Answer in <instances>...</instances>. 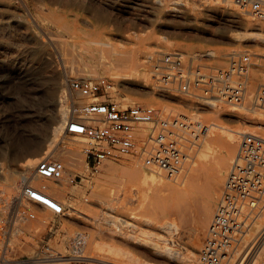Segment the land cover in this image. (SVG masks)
Returning <instances> with one entry per match:
<instances>
[{
  "label": "rangeland",
  "instance_id": "obj_1",
  "mask_svg": "<svg viewBox=\"0 0 264 264\" xmlns=\"http://www.w3.org/2000/svg\"><path fill=\"white\" fill-rule=\"evenodd\" d=\"M4 1L7 4L10 3L12 8L9 12H0L1 170L8 169L13 159L10 148L13 142L22 136L26 137L31 141V150L43 156V152L52 143L56 121L60 124L64 118L68 119L73 115L76 118H83L84 114L75 112L76 106L81 104L87 106L91 102H100L108 97H113L123 108L137 104L147 105L171 114H186L194 118L196 123L204 124L207 135L199 148L187 151L191 158L187 160L186 165L201 157L203 144L211 135L212 120L208 118L210 111L207 108L193 103L195 100L193 99L192 102V98L187 95L175 96L159 91L153 79L151 89L139 87L125 90L110 79L105 67L96 68V63L75 57L71 51H63L62 56L56 52L53 45L48 43V37L53 38V42L58 45L65 40L75 43L78 40L87 39L93 28L85 25L84 19L101 23L102 15L116 17L127 34L150 36L154 39V43L157 42L162 46V50L156 51L153 57L160 53L180 52L185 55L186 60L192 58L196 65L224 68L228 66L234 54L242 55L244 61L249 64L250 79L246 101L244 106L239 107L241 111L247 110L249 115L253 116V101L259 91L264 93V83L255 79L257 73L264 74V45L259 41L231 39L230 34L236 36L237 33L242 32L240 28L242 21L240 22V19L229 21V23L225 21L224 17L232 16V14L228 10L229 6L219 8L218 0H183L195 13L187 18L163 14L162 11L167 9L165 7L176 1L163 0L164 7L158 6V8L162 15L161 19L168 24L164 27L158 26L157 16L149 12V6H155L152 0L150 2L136 1L135 5L133 4V14L128 13L127 0H119L120 7L123 9L121 14H115L102 3L89 0H0L1 3ZM209 8H213L211 11L216 13H212ZM247 19L244 21H249L252 25L264 23V21H253L248 17ZM194 22L199 23L204 29L196 31L188 28ZM123 42L127 47V42L125 40ZM41 46L48 49L41 51ZM207 49H213L215 55L201 56L200 54ZM224 53L229 54L228 58L220 60L218 55L221 56ZM93 69L98 70L99 73H92ZM82 78L105 82L103 93L95 98L86 99L73 91L71 82ZM107 83L110 88L106 86ZM223 106L227 110L232 109L231 106ZM259 111L264 117L262 110ZM223 117L224 121L232 127H248L253 134L264 137V127L248 126L241 120L227 119L226 115ZM33 125H36L35 128ZM150 127L151 124H144L143 130L147 128L148 131ZM63 135L57 147L59 155L49 158L64 163L67 179L64 181L65 186L61 194H51L64 204L65 212L71 207L76 208L79 221L68 219L65 212L61 216L54 214L51 210L35 213L32 211L33 204L29 203L32 207H27L28 202L23 199V196L15 211L12 212V199H9L5 193L0 197V260L5 256L21 261L17 264H53L54 262L44 260L61 258L63 260L60 262L64 264H91L86 258L99 254L104 258L118 259L132 264H154L142 253V248L152 245V239L162 246L171 247L175 245L177 238V230L171 225L176 217L170 208L167 211L162 210L163 213L157 220L159 225L165 226L164 233L157 232L148 225L152 218L153 206L157 202L154 198H169L174 194H168V191L164 189L156 190L150 184L134 185L123 171L115 172L110 181L104 171L109 162L118 167H131L134 165V159L128 157L121 160H109L95 172L87 163L85 150L88 139L70 134L65 130ZM70 144L77 145L79 149V152L73 155L77 166L73 165L71 158L65 153ZM239 145L231 166L237 156ZM216 152L221 156L222 147H218ZM137 166L144 171L155 173L139 164ZM183 171L184 169L174 179L167 178L163 171H157L156 174L169 182H174ZM111 182L113 188L118 186L126 188L125 200L105 202L108 198L104 192L111 186ZM0 186H3V178H0ZM20 194L22 195V189ZM22 201L25 206L21 204ZM123 204L126 206L122 207ZM111 219L119 222L136 221L139 226L135 230L136 243H124L102 233L101 229L106 225L114 226L108 223ZM122 223L125 226V223ZM250 228L251 226L244 236L248 234ZM108 233L116 235L110 231ZM75 237H85L90 247L85 248L83 253L77 252L74 244ZM206 238L207 234L205 245ZM263 244L262 236L257 244L240 246L245 264H255ZM10 261L13 262V260Z\"/></svg>",
  "mask_w": 264,
  "mask_h": 264
},
{
  "label": "bare ground",
  "instance_id": "obj_2",
  "mask_svg": "<svg viewBox=\"0 0 264 264\" xmlns=\"http://www.w3.org/2000/svg\"><path fill=\"white\" fill-rule=\"evenodd\" d=\"M89 1L102 3L114 11L115 14H121L123 12L119 0ZM136 1L140 0H127L128 6H126V8L128 7V13L133 14ZM142 1L150 2V0ZM152 1L155 6H149V12L157 16L158 26H168L167 22L161 19L162 15H160L158 8V6L164 7L163 0ZM228 5L227 0H218L219 8ZM229 6L233 8L231 5ZM11 8L12 6L10 3L7 4L6 1L3 3L0 2V12H9ZM165 8L167 9L162 11L163 14L176 18H187L190 14H195L192 12V8L188 6V3L183 0L171 2V4L169 3ZM209 10L211 11L213 8H209ZM124 12H127V10H124ZM211 12L216 13L214 11ZM229 12L232 16L226 15L224 17L225 21L228 23L235 19H240V22L242 21L240 24L242 32L237 33L236 36L230 34L229 37L231 39L238 41H259V43L264 45V23L263 25H252L249 21H244L248 20L247 17L241 19L238 18V15L232 10H229ZM102 16V20L106 23L103 21L101 22L102 24L95 23L89 19L83 20L85 25L93 28L87 39L78 40L75 43L70 42V40H65L62 44L58 45L53 42V38L48 37V43L53 45L56 52L60 53L62 56L65 51H71L75 57L96 63V68L100 69L105 67L109 72L110 79L125 90H133L139 87L151 89L150 87L153 84L151 78V61L154 53L162 50V46L157 42L154 43V39L150 36H132L131 34H127L116 17L114 18L112 15L107 14ZM128 28L131 29L130 27ZM188 28L196 31L204 29V27L197 22L191 23ZM123 40L127 42V47ZM40 49L44 51L48 48L41 46ZM200 55L214 56L215 51L213 49H207ZM228 55L229 54L224 53L221 54V56L218 55V58L220 60H226ZM91 72L99 73L96 69H93ZM255 79L263 84L264 74L257 73ZM106 86L110 88L108 83ZM191 100L192 102L194 101L193 99ZM86 108L87 106L81 104L74 109L76 113L85 114ZM252 108L254 110L253 116H250L247 110L245 112L241 111L242 109L239 107H232V109L229 110H227L226 107L209 109L210 115L208 118L212 120L211 135L203 144V153L199 159H196V161L189 165H186V161L182 168L184 169L183 173L178 179L174 180V182H169L162 176L157 175V171L153 173L140 169L137 166L138 163L135 161L134 165L131 167H118L111 162L105 166V175L110 178V181H112L111 178L115 172L123 171L128 180L134 185L150 184L156 190L164 189L168 191V194H174L169 198H154L157 202L156 205L153 206L152 218L148 222V225L155 231L164 233L165 226L159 225L157 220L159 216L162 215V210L167 211L170 208L176 217L171 225L177 230V238L175 239L174 246L165 247L155 241V239H152V245L142 248V253L154 262V264H205L203 259L206 248L205 235L207 234L206 232L211 223V219H213L212 217L216 211L215 208L217 203L219 204L220 202H218V200L223 190L229 168L235 156V152L237 151V147L239 143H241V138L247 133L253 134V131H250L248 127L230 126L224 121L225 119L223 116L226 115L227 119L231 120H241L244 124H248V126H259L263 128L264 117L261 115L256 105H253ZM74 119H76V117L73 115L68 119L64 118L63 122L60 124L59 121H56L57 125L53 128L52 143L47 147L46 151L43 152V156L31 150V141L26 137L22 136L10 145L13 159L10 162L9 168L1 170L0 166V178H3V186H0V197L6 193L7 197L12 199V212L13 210L15 211L21 199V189L27 184L52 197L56 201H59L51 193L61 194L63 192L65 186L64 181L67 179L66 170H63L62 178L54 180L38 175L37 165L43 159L59 155V149H57V147L64 137L63 131L65 130L67 132V128ZM144 124L146 123L139 124L141 125L139 128L143 131V136L147 133V128L143 130ZM35 126L36 125H33L34 128ZM70 145L71 146H69L65 153L69 155L73 165L77 166V162L75 163L73 155L77 154L79 149L75 144ZM218 147H222L221 156L217 155L216 151ZM189 158H191L190 154ZM112 185L111 182V186L107 187V191L104 192L109 199L105 202L110 203L115 200H125L127 197L126 188L123 186L113 188ZM26 201L28 202L27 207L33 204L32 206L34 207H31L32 211L35 213H39L43 210H50L39 203ZM21 204L25 206L23 201ZM124 206H126V204H123L122 207ZM262 208L261 206L260 210L256 212L248 222V226H251L248 234L244 236L243 233L241 236V245H243V247L250 246L252 243L253 245L257 244L262 236L264 237V209ZM65 215L70 220L79 221L76 208L74 207L67 210ZM122 222L125 223V226H123ZM122 222L115 219L108 220V223H112L115 227L106 225L105 228L101 229V232L121 242L135 244V239H137L135 230L139 227L138 223L136 221L129 222L126 220ZM116 228L121 229L117 230ZM108 231L116 233V235L108 233ZM74 244L79 253H83L85 248L90 247L85 237H75ZM242 258V250L239 247L235 258L232 259L229 264H239ZM86 259L91 262V264H132L118 259L104 258L99 254L90 255L89 258ZM10 260H13V262ZM61 260L63 259L53 258L44 261L54 262L53 264H64L60 262ZM20 262L21 261L10 259L5 256L0 260V264H17ZM242 263L245 264V259H243ZM255 264H264V244L256 258Z\"/></svg>",
  "mask_w": 264,
  "mask_h": 264
},
{
  "label": "built area",
  "instance_id": "obj_3",
  "mask_svg": "<svg viewBox=\"0 0 264 264\" xmlns=\"http://www.w3.org/2000/svg\"><path fill=\"white\" fill-rule=\"evenodd\" d=\"M238 18L264 21V0H227ZM236 18V17H235ZM180 52L160 53L152 58V79L159 91L169 95H187L202 108L219 109L223 105L243 106L247 98L250 67L242 55L234 54L228 66L217 68L196 65ZM105 82L74 79L71 89L86 99L103 93ZM253 105L264 114V93L259 92ZM83 118L71 121L67 132L88 139L87 163L97 172L106 161L132 157L139 165L163 171L174 179L189 159L188 150L201 146L207 135L206 126L186 114H171L147 105L123 108L108 97L87 105ZM151 124L146 136L139 124ZM60 161L43 159L37 174L58 180L63 176ZM24 199L39 203L63 215L62 202L27 184ZM264 204V137L247 133L243 136L237 156L224 184L218 207L210 223L203 254L205 264H229L241 246V236L248 222ZM245 259V258H243ZM243 259L239 264H243Z\"/></svg>",
  "mask_w": 264,
  "mask_h": 264
}]
</instances>
